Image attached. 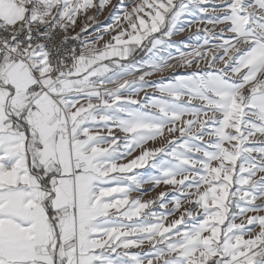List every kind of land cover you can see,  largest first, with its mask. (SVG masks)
Returning a JSON list of instances; mask_svg holds the SVG:
<instances>
[{
    "label": "snow or ice",
    "instance_id": "6c2138e0",
    "mask_svg": "<svg viewBox=\"0 0 264 264\" xmlns=\"http://www.w3.org/2000/svg\"><path fill=\"white\" fill-rule=\"evenodd\" d=\"M109 5L0 0V264H264V0Z\"/></svg>",
    "mask_w": 264,
    "mask_h": 264
},
{
    "label": "rangeland",
    "instance_id": "374dc122",
    "mask_svg": "<svg viewBox=\"0 0 264 264\" xmlns=\"http://www.w3.org/2000/svg\"><path fill=\"white\" fill-rule=\"evenodd\" d=\"M97 2H98V0H97ZM118 2H119V0H112V5H115ZM112 5H109L108 7H106L102 12H97V10H95V9H92L88 12V14H87L88 16H93V15L96 16V20L87 21L91 25V27L89 28V34L92 33V31L98 25L102 26V25H106V24L110 23L109 13L112 11ZM85 21H86V17L83 15L78 19L77 29H76L77 31H79L80 27L83 26ZM198 27L203 28L204 25H194L191 29H189L188 31H186L183 34L182 38L186 39L191 33L195 32ZM208 27H211V26H208ZM89 38H91V37L89 36ZM108 39H109V36L104 37V40H108ZM192 42L194 43V41H192ZM101 43H103V41H101ZM142 55H143V53H140L137 58H139ZM157 78L158 77H156V76L151 77V79H157ZM165 191L169 193V197L176 195V192L171 188V186L165 187ZM155 197H156V195H155ZM171 207H172V204H169V208H171Z\"/></svg>",
    "mask_w": 264,
    "mask_h": 264
},
{
    "label": "crops",
    "instance_id": "0c3cea01",
    "mask_svg": "<svg viewBox=\"0 0 264 264\" xmlns=\"http://www.w3.org/2000/svg\"><path fill=\"white\" fill-rule=\"evenodd\" d=\"M142 95V94H141ZM138 154V152L136 153ZM137 171H147V169H142V170H137ZM152 186L151 185H145V189H150ZM160 191H165V186H161L159 188H156L155 191H150L148 192L147 196L144 197V199H148V198H154L155 195L157 196V194ZM135 195V194H134Z\"/></svg>",
    "mask_w": 264,
    "mask_h": 264
}]
</instances>
